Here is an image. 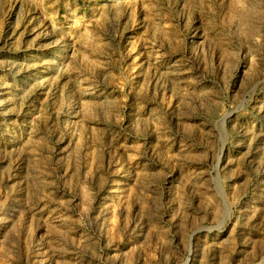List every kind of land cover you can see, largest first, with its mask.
Returning a JSON list of instances; mask_svg holds the SVG:
<instances>
[{"label":"rangeland","instance_id":"obj_1","mask_svg":"<svg viewBox=\"0 0 264 264\" xmlns=\"http://www.w3.org/2000/svg\"><path fill=\"white\" fill-rule=\"evenodd\" d=\"M0 264H264V0H0Z\"/></svg>","mask_w":264,"mask_h":264}]
</instances>
